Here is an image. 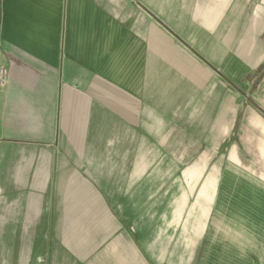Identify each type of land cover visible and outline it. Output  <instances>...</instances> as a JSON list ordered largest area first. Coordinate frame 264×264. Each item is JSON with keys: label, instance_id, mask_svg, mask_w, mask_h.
I'll use <instances>...</instances> for the list:
<instances>
[{"label": "crops", "instance_id": "0c3cea01", "mask_svg": "<svg viewBox=\"0 0 264 264\" xmlns=\"http://www.w3.org/2000/svg\"><path fill=\"white\" fill-rule=\"evenodd\" d=\"M263 66L264 0H0V145L51 151L31 176L21 160L19 182L78 189L122 232L123 214L139 212L105 205L102 183L126 181L137 197L140 167L213 152L209 206L179 238L142 245L131 228L115 264H264Z\"/></svg>", "mask_w": 264, "mask_h": 264}, {"label": "rangeland", "instance_id": "374dc122", "mask_svg": "<svg viewBox=\"0 0 264 264\" xmlns=\"http://www.w3.org/2000/svg\"><path fill=\"white\" fill-rule=\"evenodd\" d=\"M260 79H264V72ZM37 143L0 145V264H60L65 254L72 264H115L116 248L132 240L131 228L142 245L179 238L181 224L191 218L195 207L209 206V198L203 204L199 200L204 195L211 196L216 185L217 167L206 166L207 161L214 159L209 151H171L167 154L183 160V165L140 167L138 189L134 192L137 197H127L130 191L126 181L102 183L104 189H112L110 194L114 196L107 198L105 205L111 203L115 210L123 205V210L139 212L123 214L128 226L122 232L114 219L111 228L108 227L107 215L100 216L99 207H92L94 199H83L78 189L75 195L67 191L60 195L57 183L47 184L43 191L37 190L34 182H19L17 164L21 160L22 164L27 161L23 170L31 176L37 169L36 161L52 159V152ZM201 159L205 160V166L196 165ZM28 163L34 165L29 167ZM132 169L135 168H125V177ZM93 171L96 176L99 168L88 171L90 177L97 178ZM90 185L97 187L98 183ZM181 188L187 191L186 201L165 200L166 192L178 193ZM181 205L186 207L185 212L176 213ZM165 210L173 213L165 214Z\"/></svg>", "mask_w": 264, "mask_h": 264}, {"label": "built area", "instance_id": "2783aa9c", "mask_svg": "<svg viewBox=\"0 0 264 264\" xmlns=\"http://www.w3.org/2000/svg\"><path fill=\"white\" fill-rule=\"evenodd\" d=\"M7 70L4 68L0 69V83L4 84L6 80Z\"/></svg>", "mask_w": 264, "mask_h": 264}, {"label": "trees", "instance_id": "16d2710c", "mask_svg": "<svg viewBox=\"0 0 264 264\" xmlns=\"http://www.w3.org/2000/svg\"><path fill=\"white\" fill-rule=\"evenodd\" d=\"M263 69H264V66H263ZM262 71V68L259 70V72H261ZM264 71H262V73H263ZM262 112L264 113V110H262Z\"/></svg>", "mask_w": 264, "mask_h": 264}]
</instances>
